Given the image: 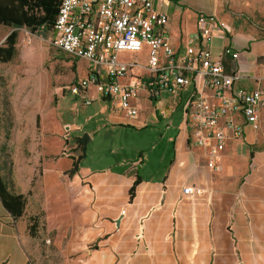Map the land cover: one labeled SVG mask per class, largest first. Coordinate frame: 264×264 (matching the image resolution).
I'll list each match as a JSON object with an SVG mask.
<instances>
[{
	"label": "crops",
	"instance_id": "obj_1",
	"mask_svg": "<svg viewBox=\"0 0 264 264\" xmlns=\"http://www.w3.org/2000/svg\"><path fill=\"white\" fill-rule=\"evenodd\" d=\"M155 1L168 14L166 33L177 54L198 44L199 14L219 18L221 13L219 0ZM213 35L211 53L226 73L239 74L236 88H264V34L228 26L226 33L215 29ZM190 90L163 92L157 100L143 94L136 118L107 100L95 101L97 113L81 125L90 130V143L104 137L114 154V135L120 132L150 128L152 140L149 152H125L106 168H93L87 151L73 176L68 171L76 154L0 152L1 174L12 194L26 196L34 184L45 193L47 181L54 191L64 190L71 212L66 217L75 220V228L60 264H264L262 137L245 126L243 138L227 143L216 170L189 140L183 107ZM151 156L155 162L149 168ZM188 186L194 194L183 193ZM28 207L27 201L24 215L15 219L0 200V264H31L23 242Z\"/></svg>",
	"mask_w": 264,
	"mask_h": 264
},
{
	"label": "built area",
	"instance_id": "obj_2",
	"mask_svg": "<svg viewBox=\"0 0 264 264\" xmlns=\"http://www.w3.org/2000/svg\"><path fill=\"white\" fill-rule=\"evenodd\" d=\"M160 7L155 0H61L52 44L87 63L85 76L69 91L86 105L107 100L116 111L136 118L143 94L157 100L163 92L176 95L191 88L183 107L189 140L221 170L217 162L227 143L243 138L245 126L258 130L264 88H236L239 74L226 73L212 55L213 32L226 33L225 22L199 14L198 44L177 54L166 33L168 14ZM145 49L144 64L122 58ZM137 67L143 69L142 76L133 74ZM183 193L192 195L195 189L188 186Z\"/></svg>",
	"mask_w": 264,
	"mask_h": 264
},
{
	"label": "rangeland",
	"instance_id": "obj_3",
	"mask_svg": "<svg viewBox=\"0 0 264 264\" xmlns=\"http://www.w3.org/2000/svg\"><path fill=\"white\" fill-rule=\"evenodd\" d=\"M219 6V18L227 26L264 34V0H219ZM14 31L16 54L11 62L0 63V152L37 156L46 151L55 156L53 158L71 154L80 158L83 152L78 139L90 131L81 125L97 113L98 105L84 104L69 88L85 76L87 63L57 50L52 44L51 32L44 36L41 31L32 33L26 28L0 25V46ZM136 59L144 64L145 52L132 55L131 60ZM133 74L142 76L143 69L137 67ZM257 132L264 142V107L260 109ZM149 133L150 128L114 135V154L101 137L88 145V163L95 169H102L113 165L125 152H149L152 144ZM154 162L151 156L149 168ZM46 188V192L41 193L34 184L25 196L29 211L22 220L27 227L23 242L31 264H60L64 256H68L62 250L69 244L75 228V220L68 218L71 212L64 190L54 191L48 181ZM33 217L38 219L35 230L28 228L33 224Z\"/></svg>",
	"mask_w": 264,
	"mask_h": 264
},
{
	"label": "trees",
	"instance_id": "obj_4",
	"mask_svg": "<svg viewBox=\"0 0 264 264\" xmlns=\"http://www.w3.org/2000/svg\"><path fill=\"white\" fill-rule=\"evenodd\" d=\"M61 0H0V25L7 28H26L35 33L41 31L44 34L51 32L55 23ZM16 32L10 33L4 43L0 46V63H9L16 54ZM1 129V112H0ZM81 148V147H80ZM84 158L80 156L78 161L73 162V167L68 171L70 176L78 173L79 161ZM140 183L137 177L130 190L131 199L135 195L136 187ZM0 200L3 207L15 218L19 219L24 215L27 199L23 195L12 194L3 179L0 168ZM34 229L38 223L36 217L31 218ZM36 228V227H35ZM35 230V229H34Z\"/></svg>",
	"mask_w": 264,
	"mask_h": 264
},
{
	"label": "water",
	"instance_id": "obj_5",
	"mask_svg": "<svg viewBox=\"0 0 264 264\" xmlns=\"http://www.w3.org/2000/svg\"><path fill=\"white\" fill-rule=\"evenodd\" d=\"M90 142H91V136L88 133L85 134L82 138L78 139V145L81 147L84 157L86 156L87 147Z\"/></svg>",
	"mask_w": 264,
	"mask_h": 264
}]
</instances>
